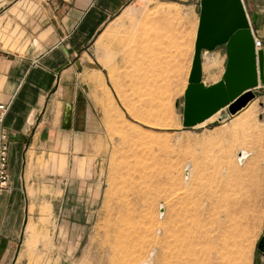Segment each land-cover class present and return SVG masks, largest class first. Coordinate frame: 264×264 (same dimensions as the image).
I'll list each match as a JSON object with an SVG mask.
<instances>
[{
    "label": "rangeland",
    "instance_id": "374dc122",
    "mask_svg": "<svg viewBox=\"0 0 264 264\" xmlns=\"http://www.w3.org/2000/svg\"><path fill=\"white\" fill-rule=\"evenodd\" d=\"M199 2H131L82 52L89 132L79 114L70 160L30 162L40 181L28 184L12 264H260L263 91L245 108L250 121L184 127ZM225 54L202 52L207 84L221 78Z\"/></svg>",
    "mask_w": 264,
    "mask_h": 264
},
{
    "label": "crops",
    "instance_id": "0c3cea01",
    "mask_svg": "<svg viewBox=\"0 0 264 264\" xmlns=\"http://www.w3.org/2000/svg\"><path fill=\"white\" fill-rule=\"evenodd\" d=\"M134 1L0 0V104L9 106L0 122V149L4 134L9 145V186L0 189V264H12L28 226V184L40 181L36 172L31 175L30 162L51 153L70 160L79 143V114H85L89 132L94 111L79 94L82 52L113 16ZM243 4L253 36L263 40L264 54V0ZM225 56L227 61V52ZM225 69L221 78L207 84L202 62L205 87L219 83ZM260 91L264 94V87L256 89L257 94ZM241 113L226 126L250 121V114Z\"/></svg>",
    "mask_w": 264,
    "mask_h": 264
},
{
    "label": "water",
    "instance_id": "95a60500",
    "mask_svg": "<svg viewBox=\"0 0 264 264\" xmlns=\"http://www.w3.org/2000/svg\"><path fill=\"white\" fill-rule=\"evenodd\" d=\"M195 56L185 93L184 127H195L221 111L230 120L257 98L264 87V54L256 51L243 0H200ZM226 47L223 79L210 87L202 81V52ZM264 254V236L258 244Z\"/></svg>",
    "mask_w": 264,
    "mask_h": 264
},
{
    "label": "built area",
    "instance_id": "2783aa9c",
    "mask_svg": "<svg viewBox=\"0 0 264 264\" xmlns=\"http://www.w3.org/2000/svg\"><path fill=\"white\" fill-rule=\"evenodd\" d=\"M254 45L256 51L260 50L263 47V40L260 38L254 37ZM9 106L6 104H0V122L4 119ZM3 144L0 149V189H5L9 186V171H8V141L7 136L4 134L2 136ZM242 155L239 156L238 162L243 163L246 159Z\"/></svg>",
    "mask_w": 264,
    "mask_h": 264
},
{
    "label": "bare ground",
    "instance_id": "6f19581e",
    "mask_svg": "<svg viewBox=\"0 0 264 264\" xmlns=\"http://www.w3.org/2000/svg\"><path fill=\"white\" fill-rule=\"evenodd\" d=\"M251 108H247V109H245V111L243 112L244 114H250L251 113ZM242 155V157L243 158H246V157H248V153L247 152H245V151H241L240 153H239V156H241ZM264 171V170H263ZM241 179V178H240ZM222 187V186H221ZM241 190V189H240ZM232 197V196H231ZM237 200V199H236ZM254 200V199H253ZM237 202V201H236ZM164 207L162 206V209H163ZM163 215V214H162ZM242 230V229H241ZM177 231V230H176ZM222 231V230H221ZM206 233V232H205ZM210 233V232H209ZM218 235V234H217ZM251 235V234H250ZM221 236V235H220ZM239 236V235H238ZM207 237V236H206ZM224 238V237H223ZM234 241V240H233ZM200 249V248H199ZM237 250V249H236ZM225 253V252H224ZM194 254V253H193ZM244 258H247V257H245V255L243 256ZM231 258V257H230ZM193 261V260H192ZM152 262H150V260L149 261H147L146 263H143V264H151ZM235 264V263H234Z\"/></svg>",
    "mask_w": 264,
    "mask_h": 264
}]
</instances>
